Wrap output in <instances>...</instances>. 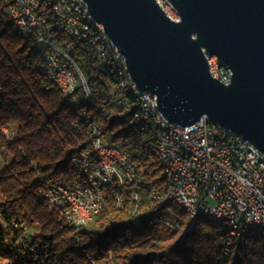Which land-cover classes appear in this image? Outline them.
<instances>
[{"label":"trees","instance_id":"obj_1","mask_svg":"<svg viewBox=\"0 0 264 264\" xmlns=\"http://www.w3.org/2000/svg\"><path fill=\"white\" fill-rule=\"evenodd\" d=\"M13 0H0V260L8 264H264V240L247 232L231 237L223 224L206 217L191 218L171 203L153 197L165 189L158 153L162 128L136 131L130 124L135 103L129 96L116 103L112 67L102 62L87 39L74 42L68 53L92 91L73 107L57 85L40 71L42 58L34 38L9 18ZM47 14H51L46 9ZM50 21L53 19L50 17ZM53 38L63 44L56 26ZM85 109L101 125L110 144L127 149L143 173L141 199L126 191L119 207L107 189L102 210L86 224L75 225L52 207L41 193L46 181L69 183L77 170L72 158L88 140ZM4 126L15 129L8 140ZM172 206V214L167 207ZM171 223L172 226L167 223ZM37 244L23 253L25 231ZM32 231L29 232V229Z\"/></svg>","mask_w":264,"mask_h":264},{"label":"water","instance_id":"obj_2","mask_svg":"<svg viewBox=\"0 0 264 264\" xmlns=\"http://www.w3.org/2000/svg\"><path fill=\"white\" fill-rule=\"evenodd\" d=\"M84 1L167 121L206 117L264 153V0H165L178 19L160 0ZM212 56L229 83L212 74Z\"/></svg>","mask_w":264,"mask_h":264},{"label":"bare ground","instance_id":"obj_3","mask_svg":"<svg viewBox=\"0 0 264 264\" xmlns=\"http://www.w3.org/2000/svg\"><path fill=\"white\" fill-rule=\"evenodd\" d=\"M37 4H54V0H37ZM68 4L77 6L76 13L74 14V21L81 25L88 34H91L92 39L97 44H91L97 54V57H103L100 59L102 62L110 65L112 69L116 72V85L117 91L121 92L123 98L119 97L118 92L113 91L116 94V103L118 105L124 104L126 100L131 96L135 103V116H130V124L136 129V131H143L151 125H158L162 128L161 131L166 130V123L162 120H166L158 109L159 117L146 115V108L140 102L139 88L135 86V82L132 79L127 61L125 56L120 52L118 47L107 35L103 24L98 23L94 17H90L86 13L85 5H82V0H68ZM13 6V2L10 7ZM25 6H28V0H18L16 17L13 15L11 10H9L10 20L25 34H29L34 38V45L36 50L39 52L42 58V64L40 66V71L45 73L58 87L61 94L69 101L73 107H78L83 98L89 99L92 95V91L88 86L87 80L78 67L76 61L68 56L66 51L58 52V61L66 67H68V77H74L78 88L75 89V96H79L81 100L73 99V91L70 86L65 85V83L60 79V75L56 66L53 63V56L57 52V45L54 40H46L45 44L38 41L39 31H30L32 29V22H29V13L26 12ZM50 17L53 19L51 21V28L53 32V27L56 26L59 32L65 37V43H71L72 48L75 41L85 39L81 30L77 27H68L63 21V14L60 9H50ZM217 63H222L217 56H214ZM210 66H213L212 57L209 58ZM228 70V82L231 81L232 70L227 66ZM82 118L86 120L88 126V140L83 146V150H80L73 158L72 165L77 170L78 178L81 179L83 186L87 191H91L92 200L91 208L94 209V213H87L86 217L82 218V213L80 211V203L77 202L74 197V186L70 181L69 183H60L54 180L46 181L44 187L41 189V193L46 197L52 207L59 206V198L54 197L53 194L61 198V205L67 209V217L65 219L75 225H83L91 221L96 214H98L105 203V196L107 189L110 190L111 196L115 200L119 207L125 204V199L122 198V192L126 196V191H123L124 187L128 186L127 193L136 201H140V183L143 180V173L141 170L132 167V162L130 159L131 153L125 148L114 144V150L112 148H102L103 143H107L101 134V125L94 122L91 116L85 109H82ZM88 115V117L86 116ZM215 124V123H214ZM6 138L8 140L13 139L11 128L9 126H4L2 128ZM227 135L231 139H239L241 143H248V139L241 134L226 131ZM260 151V150H259ZM261 152V151H260ZM158 153L159 158L164 167V177L166 180L165 189H153V197L162 203H171L177 206L188 214L191 218H196L198 216L206 217L216 223L223 224L229 231L230 236L236 237L244 232H247L253 236H257L264 240V224H260L259 221H251L249 219H242V227L247 230L240 231V224L234 223L233 216L220 213H208L199 212L196 214V208L194 204L185 203L179 197H171L174 192V177L170 171V162L167 158V142L166 136L161 132L158 136ZM261 154H264L261 152ZM79 158L80 160H75ZM109 160L112 164H116L117 171L121 175L113 174V168L107 164ZM84 165H93V167H85ZM167 213L172 214L173 207L169 206L166 209ZM63 214V212H61ZM172 226L171 223H167ZM25 231L23 235H27V226H22ZM25 247L30 250H37V244H35L29 237L25 239ZM25 253V251H23ZM14 264V263H13Z\"/></svg>","mask_w":264,"mask_h":264},{"label":"built area","instance_id":"obj_4","mask_svg":"<svg viewBox=\"0 0 264 264\" xmlns=\"http://www.w3.org/2000/svg\"><path fill=\"white\" fill-rule=\"evenodd\" d=\"M17 1L13 0V6L9 7L15 17ZM160 2L168 13V6L172 7V5L166 3L165 0H160ZM82 5H85L86 13L93 17L84 0H82ZM25 8L29 13V22H32V29L29 30L39 31L38 41L45 46L46 40L56 42L57 52L51 55L53 63L59 72L60 79L72 89L73 99L81 100L79 96H75V89L78 85L74 77H68V67L58 61V52L68 53L72 44L64 41L60 44L53 38L50 14L46 13V9L49 12L50 9H60L63 21L68 27L79 28L85 39L91 44L98 45V42L92 39L91 34H88L81 25L74 21L77 6L68 4V0H54V4H37V0H28V6ZM98 23L101 25V22ZM68 56L71 55L68 53ZM98 58L104 59V55ZM212 59L213 66H210L212 74L223 82H228L227 65L217 63L214 56ZM135 86L138 87L136 83ZM114 91L118 92L116 83H114ZM139 93L140 102L146 108V115L161 118L158 114L157 96L141 89ZM118 94L121 100L124 99L121 92ZM132 116H135V112ZM162 121L166 123V130L161 133L166 136L167 158L174 177V192L171 197H179L185 203L194 204L196 214L208 212L232 215L234 223L240 224V231L247 230L242 227V219L259 221L260 224H264V154H261L249 140L248 143H241L239 139H231L225 129L206 117L184 127L167 120ZM15 132V129L11 128L12 136ZM102 148L114 150V144L103 143ZM75 160L80 159L75 158ZM107 164L113 168V174H118L121 178L116 164H112L109 160ZM82 165L89 169L93 167V165ZM132 167L136 168L133 162ZM71 182L74 186V197L80 203L82 218L86 217L87 213H94V209L91 208V191H87L78 176ZM53 195L59 198V206L56 208L63 212L64 217H67V209L61 205V198ZM139 197L141 199V195ZM122 198L125 199L123 192ZM19 226L22 228L26 225L20 223ZM27 237L28 235L20 237L23 251L35 253L36 250L25 247Z\"/></svg>","mask_w":264,"mask_h":264},{"label":"rangeland","instance_id":"obj_5","mask_svg":"<svg viewBox=\"0 0 264 264\" xmlns=\"http://www.w3.org/2000/svg\"><path fill=\"white\" fill-rule=\"evenodd\" d=\"M166 3H168V2L166 1ZM172 7H173V6H172ZM172 7H171V6H168V14H169L171 17H173V18H175V19H178L179 16H178V14H177V11H176L174 8H172ZM8 160H9V157L0 154V165H4L5 163L8 162ZM32 229H33V228L29 229V232L32 231ZM0 264H7V261H5V260H4V261H3V260H0Z\"/></svg>","mask_w":264,"mask_h":264}]
</instances>
